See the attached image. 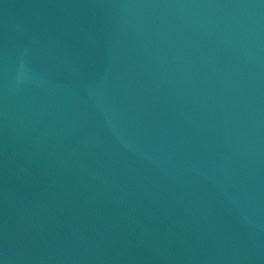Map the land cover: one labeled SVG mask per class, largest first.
Here are the masks:
<instances>
[{
    "label": "water",
    "instance_id": "1",
    "mask_svg": "<svg viewBox=\"0 0 264 264\" xmlns=\"http://www.w3.org/2000/svg\"><path fill=\"white\" fill-rule=\"evenodd\" d=\"M0 264H264V0H0Z\"/></svg>",
    "mask_w": 264,
    "mask_h": 264
}]
</instances>
